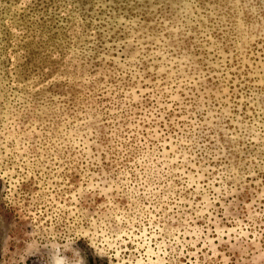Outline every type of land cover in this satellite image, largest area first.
I'll return each mask as SVG.
<instances>
[{"label":"rangeland","instance_id":"rangeland-1","mask_svg":"<svg viewBox=\"0 0 264 264\" xmlns=\"http://www.w3.org/2000/svg\"><path fill=\"white\" fill-rule=\"evenodd\" d=\"M49 238L264 264V0H0V264Z\"/></svg>","mask_w":264,"mask_h":264},{"label":"clouds","instance_id":"clouds-1","mask_svg":"<svg viewBox=\"0 0 264 264\" xmlns=\"http://www.w3.org/2000/svg\"><path fill=\"white\" fill-rule=\"evenodd\" d=\"M62 240L63 243H60L58 242V238L55 240L49 238L47 244L49 248L48 264H87L86 257L82 255L81 250L73 247L76 239ZM35 250H38V242L33 240L27 245L25 255L33 254ZM67 252H71L72 255H66ZM23 259L24 256L21 257V260Z\"/></svg>","mask_w":264,"mask_h":264}]
</instances>
